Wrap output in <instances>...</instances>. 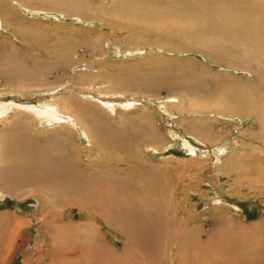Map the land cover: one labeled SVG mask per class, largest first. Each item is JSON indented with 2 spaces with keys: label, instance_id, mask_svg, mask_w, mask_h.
<instances>
[{
  "label": "rangeland",
  "instance_id": "rangeland-1",
  "mask_svg": "<svg viewBox=\"0 0 264 264\" xmlns=\"http://www.w3.org/2000/svg\"><path fill=\"white\" fill-rule=\"evenodd\" d=\"M63 1L54 6L41 0H0L12 13L0 9V67L10 56L16 65L35 73L20 82L0 72V110L11 106L9 116L0 120V133L27 115V108L33 112L47 101L61 105L63 98L82 102L96 110L97 121L86 128L89 134L106 132L107 121L113 134L118 130L127 135L129 149L135 152L112 151L104 142L96 147L101 158H128L132 163L112 160L120 169L117 178L134 187L154 178V192L163 195L153 192L146 197L152 204L165 202L161 207L165 218L157 219L148 233L136 232L135 218L128 215L120 233L108 226L107 218L97 220L100 224L92 221L91 214L83 219L71 197L59 199L53 190L20 182L8 194L0 191V264H87V260L114 264L113 255L116 264H264V64L256 61L264 62L263 46L243 49L237 43L215 42L218 34L200 32L196 37L201 45L188 41L179 47L163 40L175 32L166 27L171 19L161 23L157 19L161 15L153 17L150 10L125 19L113 14L112 0ZM263 10L252 18L257 21L256 45L264 42ZM144 16L150 21H142ZM224 50L223 60L216 58ZM105 101L114 104V113L105 112ZM40 116L30 120L36 126L32 135L62 133L69 137L68 146L90 148L82 128L77 133L65 120ZM200 122L205 123L199 127ZM136 135L146 136L139 147ZM15 144L16 140L10 145L15 149ZM137 162L150 171L143 173ZM176 204L187 207L179 216L171 211ZM55 206L60 213L51 210ZM183 214L192 217L191 227L181 225ZM21 218L29 224L14 236L13 222ZM124 232L137 240L136 245ZM195 235H201L202 242L187 248ZM152 236L155 242L150 241Z\"/></svg>",
  "mask_w": 264,
  "mask_h": 264
},
{
  "label": "bare ground",
  "instance_id": "bare-ground-1",
  "mask_svg": "<svg viewBox=\"0 0 264 264\" xmlns=\"http://www.w3.org/2000/svg\"><path fill=\"white\" fill-rule=\"evenodd\" d=\"M42 1L50 2L51 0H41V2ZM59 2L60 0H53L52 2H50V4L52 3V5L56 6L55 3L59 4ZM70 2L71 5L72 1ZM257 4L261 5L262 7L259 11H258L259 5ZM65 5L68 6L69 3H65ZM65 5L63 4L64 7ZM110 5H112L114 10L116 9V11L113 14L115 15L117 14L116 16H121L125 19H129L130 17H133V15L135 14L145 15L147 10H150L149 13L153 17H155L156 15L158 16L160 14L161 17L158 16L157 18L160 19V22L162 21V19H171L169 20L170 24L166 27L169 29V27L172 26L171 31H175V32H170L167 38L164 36L163 40L164 41L168 40L167 42L169 43L172 42L179 43L180 45L179 47L186 46V43L188 41L193 45L194 44L201 45L203 41L197 39L196 33L202 32V33L218 34V36L215 37L213 40L221 44H223L224 41H226L227 43L233 42L234 44L237 43L239 47L243 49H248L249 47H253V46H258V47L263 46V53H264V42L258 45L254 43L255 41L253 40V37H255L258 33H256V27L254 26V24L257 21H253L254 19H252L254 16L256 17L259 14V12H261L264 9L263 8L264 0H112ZM6 6H8L6 5V3L0 2V9L4 7L3 12L12 14L11 11L9 10V7L6 8ZM102 11L105 14H107L106 10H102ZM134 19H137V17L134 16ZM147 20L149 19L146 18L145 16L142 18V21L146 22ZM176 34L182 35L183 39L182 38L177 39ZM186 35H188V37ZM203 47L205 48L204 45ZM226 51L227 50H224L223 52L219 53V55L216 58L221 60L224 57V54H226ZM63 52H64L63 54L66 53L69 54V52H66L64 49ZM236 60L235 62H237ZM256 61L258 62L259 65L264 64V62H262V60H259V58H256ZM0 68H1L0 72H2L5 76L7 77L14 76L20 82H22L23 79L25 81H29L30 77H32L35 74L34 70H31L29 67L21 68L20 66L16 65L15 60L10 58V56L4 58V61L1 64ZM35 81H38L36 82L38 83V85H41L43 83L38 77ZM147 83L149 84V82ZM63 99L64 101L61 105L47 101L44 105H40V107L35 108V111L33 112L32 111L29 112L28 108L27 109L25 108L29 114L27 113V115L26 114L21 115V119H17L14 122H11L8 127L3 128V131L0 133V137H1L0 158L2 159L0 161V191L4 193L11 192V190L17 189V187L15 186L18 185L20 182L21 184L29 183L28 185H31V187H34L36 184L37 187L42 186V188L44 189L53 190L56 193L55 195L57 194L60 195L61 198L59 199H62L63 196L71 197L73 201L78 203V206L80 207L79 209L80 214L84 215L83 219L88 215L90 216L91 214L92 216H95L94 217L95 219H93L92 217V221L100 224L98 222L99 220L102 221V219L107 218L108 226L115 228L120 233L121 231L122 232L125 231L124 230L125 224L123 222H124V218H127L128 215L129 216L131 215L132 217L135 218L134 228L136 232L137 231L145 232L155 228L156 220L165 218V216L161 214L163 212L161 207L165 204V202L163 205L157 204V201L155 199L156 202L152 204L151 203L152 198H150V196L148 195L146 197V194L153 195L154 193H156L157 197H161L163 195V191L160 193L159 192L157 193L156 191L154 192V190L156 189L154 178H152L150 182L146 180V182L144 183L145 185L142 184L143 186L140 185V187L139 185L138 187H134L130 182H127L121 177L117 178L116 174H118L117 172H119L120 169H118L119 167L116 164L112 163L111 161L114 160L119 162L122 161L123 159L115 160L112 159L111 157L106 159L101 158L102 153L96 147L97 144L101 145L100 143L104 142V144L102 145L110 148L112 151L119 150L123 152H135L134 151L135 149H133V151H130L131 148L129 149V145L126 141L127 135L121 134L118 132L117 129H115L117 130V133L114 131V134L117 135L115 136L112 133L114 129L110 128L111 126L107 121L103 122V125L107 129L106 132L95 131L94 132L95 136L89 134L86 128L89 125H91L90 123L91 121H95V120L97 121L96 119L97 116H94L96 110H93L87 105H83L82 102L69 103V101L72 99H68V100L67 98L66 99L63 98ZM134 105L135 104H132L131 107H133ZM28 107H30V105ZM31 107H33V105H31ZM103 108L105 109V112L108 113H114L115 110L114 104L109 102H107L106 107ZM199 109H201V107ZM71 110L75 113H78L79 117L81 118H75V116L71 117V115L68 112ZM7 111L5 109L0 110V120L4 118L3 116L7 114ZM27 111H25V113ZM40 115L42 116L46 115L50 118L52 117L51 119L55 121L57 120V122L58 120L59 121L65 120L67 124L77 133H78V129L82 128L83 134H85L88 137L90 148L84 147L78 149L77 147L79 145H71V147L70 145L68 146L69 137L66 134H62V133H56L55 136L44 137V138L37 135H32L31 132H33L36 126H34L30 122V120H36V119L38 120L37 117ZM41 120L43 121V119ZM204 123L205 122L203 123L200 122L199 127H201ZM81 124L83 125L82 127L78 126ZM136 138L138 142L135 146L137 147L141 146L146 141L145 139L146 136L144 135H136L135 139ZM15 140H16V144L14 149L11 147L10 144ZM39 143H41V146L39 145ZM51 145H53V149L51 148ZM190 150H192V148ZM124 162L132 164L128 158ZM137 165L138 168L142 169L141 171L145 174L146 171H150L142 163L139 162L135 163V166ZM121 168L123 170L128 169L126 165L121 166ZM103 170H106L108 172L107 176L101 175V172ZM147 173L148 174L145 176L149 177L151 174L149 172ZM102 183H103V187H101ZM105 183H107L109 189L104 188ZM170 197L172 198V195H169V198ZM164 201H168V199L165 198V195H164ZM177 202L180 203V201ZM183 206L184 205H180V204L174 205V207L171 208V211L174 213L173 216L176 215L179 216L180 210L183 208ZM186 208L187 207H185V209ZM144 209H147V211H143ZM51 210L55 212H59L61 208L56 207L55 209L51 208ZM45 212L48 213V211ZM89 212H93V213H89ZM44 216L45 218L47 217L48 219L47 215ZM145 219H147L146 220V222L148 223L147 225L144 223ZM183 219L184 222H182L181 225L185 227H191L190 220H192V217L185 216L183 214ZM16 220L13 222L12 225L13 227L12 234L14 236L19 235L20 229L23 228L25 225L27 226L29 224V221L27 222V220L24 219L22 220V218L18 221ZM228 220L231 223L235 221L234 218H232L231 216H229ZM85 225L87 224L85 223ZM192 226L195 225L193 224ZM87 227L88 225L84 227L85 233H87L86 230ZM65 228H67V226ZM88 232L90 233L89 229ZM148 233H150V231H148ZM124 235L126 237L128 236L126 232H124ZM153 235L157 237L156 234ZM202 235L204 237V234ZM200 236L195 235L194 237L190 238L188 245L186 247L189 248L191 246L192 248L193 247L195 248L196 244H198V240L202 242ZM207 236L209 235L207 234ZM99 237L100 236L97 237L98 241H100ZM179 237L181 238L180 235ZM127 239H129V241L132 244L136 245L137 240L133 241L131 236L127 237ZM170 240H172V238H170ZM150 241L152 242L154 241L153 236ZM174 241H173V245H174ZM193 244L195 245L193 246ZM65 253H66V249H65ZM69 254L73 256L75 254H78V252L75 254L74 252H70ZM115 256L116 255H113V259L115 260L114 264L117 263V258ZM86 262L87 264H90V262L92 261L89 262L87 260ZM175 262H177V260Z\"/></svg>",
  "mask_w": 264,
  "mask_h": 264
}]
</instances>
